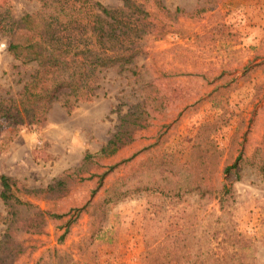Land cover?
Instances as JSON below:
<instances>
[{"label": "rangeland", "instance_id": "obj_1", "mask_svg": "<svg viewBox=\"0 0 264 264\" xmlns=\"http://www.w3.org/2000/svg\"><path fill=\"white\" fill-rule=\"evenodd\" d=\"M95 1L107 8L121 6V0ZM162 5L170 13L179 8L193 15L175 19L148 7L156 27L143 36L137 62L126 71L104 73L95 82L93 96L83 98L69 114L55 102L43 123L27 125L4 140L0 175L29 189L45 188L79 167L84 152L99 150L113 133L119 113L142 99L145 85L154 81L158 89L167 83L181 86L184 97L156 115L132 144L102 160L112 165L131 158L108 180L131 175L129 185L140 178L147 181L153 171L142 167L133 173L136 166L164 153L173 155L178 165L188 163L191 146L203 133L219 155L204 166L207 173L213 172L206 175L207 183L231 185L232 198L220 210L215 192L207 201H200L196 193L182 200L152 191L134 193L107 208L104 223L91 237L98 224H93L92 208L86 203L96 179L68 184L51 201L28 200L45 211L77 208L79 217L65 235L70 216L77 212L51 221L41 233L13 230L9 242L17 246L14 264H35L53 250L67 255L65 264H85L94 254L98 264H145L147 244L158 245L168 231L194 217L202 230L217 235L214 247L227 235H241L250 241L243 262L264 264V0H162ZM39 8L40 0H0L2 96H14L21 79L35 68L15 62L6 46L20 17ZM233 164L236 167L223 174ZM5 217L0 200V246L7 230Z\"/></svg>", "mask_w": 264, "mask_h": 264}, {"label": "trees", "instance_id": "obj_2", "mask_svg": "<svg viewBox=\"0 0 264 264\" xmlns=\"http://www.w3.org/2000/svg\"><path fill=\"white\" fill-rule=\"evenodd\" d=\"M153 6L175 19L193 15V12L179 8L170 13L162 5V0H121V6L116 8L104 7L95 0H40V8L36 12L20 17L6 51L19 65L35 68L21 79L22 87L14 96L0 95V152L5 147L3 141H9L23 127L43 123L55 102H59L69 114L83 98L93 96L97 87L95 82L104 73L111 69L123 72L135 64L143 49V36L148 28L156 27L149 20L147 9ZM204 10L199 9L198 12ZM180 88L167 83L158 89L154 81L147 82L143 98L130 104L125 113H119L117 125L106 143L96 152H84L79 167L57 177L45 188L29 189L10 176L0 175V200L5 208L7 225L1 240L0 264H14L17 246L12 247L9 242L13 230L41 233L51 221L77 212L75 217L70 216L65 226L63 235L68 233L70 224L79 217L80 209L70 208L66 213L45 211L34 206L28 198L51 201L68 184L75 182L96 179L86 203L92 208L93 224H98L91 237L104 223L107 208L134 193L158 192L174 200L196 193L200 201L205 198L207 201L215 192L222 210L224 201L232 198L231 185L207 183L206 175L213 172L207 173L204 166L219 155L203 133L196 136L188 163L178 165L173 155L164 153L136 166L133 173L142 167L153 171L147 181L140 178L129 185L131 175L108 180L122 162L131 158L112 165H105L102 160L132 144L138 132L147 128L156 115L172 102L182 100L183 89L180 91ZM217 166L215 163V171ZM235 167L233 164L224 168L223 174H228ZM165 182L172 187H166ZM96 196L97 201H94ZM200 225L198 218L194 217L168 231L158 245L147 244L145 264H246L242 260L243 251L249 249L250 241L234 233L214 247L212 240L217 239V235L210 236ZM47 254V258L42 257L35 264L66 263V254L55 250ZM85 264H98L96 255Z\"/></svg>", "mask_w": 264, "mask_h": 264}]
</instances>
